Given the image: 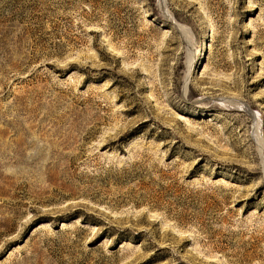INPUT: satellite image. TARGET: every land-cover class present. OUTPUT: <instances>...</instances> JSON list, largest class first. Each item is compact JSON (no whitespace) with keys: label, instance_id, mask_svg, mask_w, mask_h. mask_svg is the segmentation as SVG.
Instances as JSON below:
<instances>
[{"label":"rangeland","instance_id":"obj_1","mask_svg":"<svg viewBox=\"0 0 264 264\" xmlns=\"http://www.w3.org/2000/svg\"><path fill=\"white\" fill-rule=\"evenodd\" d=\"M0 264H264V0H0Z\"/></svg>","mask_w":264,"mask_h":264}]
</instances>
